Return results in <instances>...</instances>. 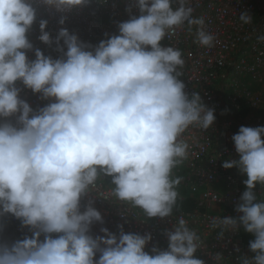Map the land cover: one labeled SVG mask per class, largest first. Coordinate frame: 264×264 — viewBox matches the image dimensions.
Returning <instances> with one entry per match:
<instances>
[{"label": "clouds", "instance_id": "obj_1", "mask_svg": "<svg viewBox=\"0 0 264 264\" xmlns=\"http://www.w3.org/2000/svg\"><path fill=\"white\" fill-rule=\"evenodd\" d=\"M42 3L67 12L88 0ZM134 3L139 15L129 8L119 34L94 50L62 28L55 43L63 57L36 49L30 61L27 33L36 19L31 0H0V216L10 214L32 231L11 246L0 244V264H204L194 255L199 238L183 218L166 233L167 250L153 247L149 254L151 234L125 233L121 225L118 237L102 228L103 236L94 238L90 226L103 223L102 216L91 202L80 210L81 198L104 176L116 201L147 218L171 216L180 184L172 171L188 149L182 134L190 126L209 129L215 121L214 109L199 93L187 94L179 79L181 52L161 43L186 22L189 31L201 26L198 41L211 46L214 37L203 30V18L194 17L185 0L175 8L173 0ZM240 20L248 24L252 16L242 12ZM46 27L42 20L39 40L50 45ZM17 82L53 102L34 111L20 98ZM13 116L15 123L8 120ZM232 140L238 159L222 167L246 176L235 209L241 215L216 217L211 226L221 233L242 227L254 237V256L241 264H264V201L255 193L264 186V126H241Z\"/></svg>", "mask_w": 264, "mask_h": 264}, {"label": "built area", "instance_id": "obj_2", "mask_svg": "<svg viewBox=\"0 0 264 264\" xmlns=\"http://www.w3.org/2000/svg\"><path fill=\"white\" fill-rule=\"evenodd\" d=\"M31 6L36 11V19L27 33L33 45L26 53L30 61L35 59L36 49L53 59L63 57V52L55 43L62 28L90 46L87 50H94L101 41L119 34L118 25L130 18L129 8L131 15H139L134 0H88L87 4L67 12H58L54 7L43 4L42 0H31ZM178 6V0H173V7ZM185 6L193 8L196 18H203V30L214 37L211 46L201 45L197 38V30L201 26L194 25L189 31L185 22L161 42L162 46H171L182 54L184 65L178 71L181 73L179 79L185 83L186 93H199L205 106L214 109L215 121L211 128L190 126L182 134L181 138L188 144L187 156L172 171L173 178H179L184 189L200 192L197 208L183 213L173 208L169 217L147 218L142 210L116 201L110 194L113 187L110 178L101 176L94 188L81 198L80 210L83 212L91 202L100 212L103 223L94 222L90 226L89 234L94 238L103 236L102 228H107L118 237L121 225L125 233L151 234L152 239L145 248L149 254L153 247L167 250L166 233L173 231L178 220L183 218L187 227L199 238L194 254L196 258L203 260L204 264H241L243 258L254 256L242 244L243 228L221 233V228L211 226L216 217L235 218L241 215L235 209L246 190V176L236 168L226 170L222 167L225 160L238 159V155L232 140L235 135L233 125L222 117L218 89L220 81L226 76L235 75L238 79L241 75L263 70L264 59H260L258 54L264 51V41L258 37L264 31V0H185ZM242 12L252 16L251 23L245 24L240 20ZM42 20L47 21L45 31L53 41L50 45L39 40ZM60 47L66 52L62 40ZM234 84L237 85L235 81ZM16 87L21 90L20 98L29 103L34 111L53 102L42 99V94H34L21 82H17ZM244 96V100L252 106L245 93ZM8 120L15 123L16 117ZM2 122L5 121L0 119ZM241 124H244L243 121ZM255 193L258 202L264 201V186L257 185ZM31 235L32 231L23 227L14 216H0V244L11 246L15 241ZM40 239L43 241V235ZM99 256L97 252L95 259Z\"/></svg>", "mask_w": 264, "mask_h": 264}, {"label": "trees", "instance_id": "obj_3", "mask_svg": "<svg viewBox=\"0 0 264 264\" xmlns=\"http://www.w3.org/2000/svg\"><path fill=\"white\" fill-rule=\"evenodd\" d=\"M196 17V16H194ZM193 27V26H192ZM229 74L231 71H227ZM226 81H229V78L226 76L225 79H222L220 81L219 89H218V95H219V103L221 105L222 110V117L232 123L234 133L237 134L239 131V128L241 126L246 127H258V126H264V121L260 124H255L250 126L249 124L252 123H244L241 124V121H244L245 118L252 113V106L247 103L243 97L232 99L234 96H231L232 93H229V90H226L224 87V83ZM234 88V86H232ZM226 95H229L231 99L227 100L225 99ZM264 115V110L260 109L257 113H253V116H260ZM178 193L176 204L174 205V209L180 213L183 212H190L197 208V203L199 201V194L200 192L195 190H188L184 189L182 186V183L180 182L179 185L176 186L175 189ZM254 237L245 232H243L242 240L245 244L249 245V242L253 240Z\"/></svg>", "mask_w": 264, "mask_h": 264}, {"label": "rangeland", "instance_id": "obj_4", "mask_svg": "<svg viewBox=\"0 0 264 264\" xmlns=\"http://www.w3.org/2000/svg\"><path fill=\"white\" fill-rule=\"evenodd\" d=\"M264 35V31H263ZM260 59H264V51L260 52L258 54ZM264 70V68H263ZM262 69H258L257 71H254L252 75H241L236 79L235 75H232V77H229V81L225 80L224 85H226V90H229V93H232L231 96H234L232 99L240 98L245 95L248 96V101L252 104V110L246 118L243 121V123H252L260 124L264 121V115L260 116H253V113H257L260 109L264 110V71ZM234 81L237 85L234 84ZM234 85V88L232 86ZM245 97V96H244ZM225 99L229 100L231 99L229 95H226ZM244 229H242V235H243ZM241 235V241L246 248V250H249V245L245 244L242 240Z\"/></svg>", "mask_w": 264, "mask_h": 264}]
</instances>
